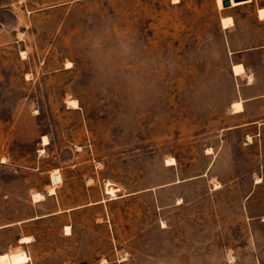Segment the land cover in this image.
<instances>
[{"label":"rangeland","instance_id":"1","mask_svg":"<svg viewBox=\"0 0 264 264\" xmlns=\"http://www.w3.org/2000/svg\"><path fill=\"white\" fill-rule=\"evenodd\" d=\"M262 6L0 0V254L264 264V124L233 128L264 123V100L232 114L234 61L256 76L243 95L264 94ZM94 41L143 73L140 99L100 83Z\"/></svg>","mask_w":264,"mask_h":264},{"label":"clouds","instance_id":"2","mask_svg":"<svg viewBox=\"0 0 264 264\" xmlns=\"http://www.w3.org/2000/svg\"><path fill=\"white\" fill-rule=\"evenodd\" d=\"M120 54L112 51L105 52L102 43L94 41L92 58L96 64L101 84L119 79L123 87L129 93L132 100L140 99L151 87L140 71L125 72L122 65L117 63ZM127 63V59L123 61Z\"/></svg>","mask_w":264,"mask_h":264},{"label":"crops","instance_id":"3","mask_svg":"<svg viewBox=\"0 0 264 264\" xmlns=\"http://www.w3.org/2000/svg\"><path fill=\"white\" fill-rule=\"evenodd\" d=\"M249 1H252V0H248V1H245V2H249ZM235 64H243V66H244L243 73L236 74L234 72V65ZM232 70H233V73L237 76V78L242 79V80L245 81L243 83V85H242L243 89L241 91L240 96L235 100V101L242 100L244 108L241 111H234V109L232 108V114L239 115V114H242L243 112H245V107L247 105V102H249V101H258V100H262L263 101L264 100V94L254 95V96L250 95V97H245L243 95L244 91L246 90V87L253 86V85L256 84V76H255V73H251L248 70L247 64L242 59L236 60V61H234L232 63ZM253 124H261V125H263L264 123L261 122L259 119H256L255 121L244 122V123H240V124L234 125L233 128H246L247 126H250V125H253ZM36 217L40 218L42 216L38 215ZM21 244H28V243H21ZM4 252H6V251H4Z\"/></svg>","mask_w":264,"mask_h":264},{"label":"bare ground","instance_id":"4","mask_svg":"<svg viewBox=\"0 0 264 264\" xmlns=\"http://www.w3.org/2000/svg\"><path fill=\"white\" fill-rule=\"evenodd\" d=\"M248 1V0H247ZM219 2V6L222 8L223 7V0H218ZM245 1H241V2H235L234 0H232V3L234 5H238V4H241V3H244ZM259 14H260V17L262 18L264 16V7L262 6L260 9H259ZM232 20H233V17L232 16H229V17H223L222 21H223V26L224 27H229L230 24H232ZM234 70H235V73L239 74V73H242L244 71V66L242 64H235L234 65ZM74 103H76V101H74ZM76 105V104H75ZM234 106L237 110H240L242 108V105H241V102H235L234 103ZM44 141H47L48 142V139L46 136H44ZM36 197H41L43 196L41 193H38V194H35ZM12 261H11V258H10V255L9 253H5V254H0V264H11Z\"/></svg>","mask_w":264,"mask_h":264},{"label":"water","instance_id":"5","mask_svg":"<svg viewBox=\"0 0 264 264\" xmlns=\"http://www.w3.org/2000/svg\"><path fill=\"white\" fill-rule=\"evenodd\" d=\"M235 2L247 1V0H234ZM224 6H231L232 0H223ZM79 264H88L85 261L80 262Z\"/></svg>","mask_w":264,"mask_h":264}]
</instances>
